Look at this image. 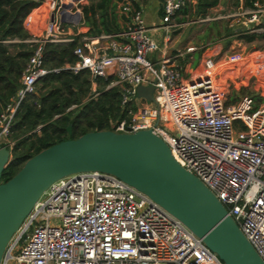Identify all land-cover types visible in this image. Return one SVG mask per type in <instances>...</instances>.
Returning a JSON list of instances; mask_svg holds the SVG:
<instances>
[{
    "label": "built area",
    "instance_id": "1",
    "mask_svg": "<svg viewBox=\"0 0 264 264\" xmlns=\"http://www.w3.org/2000/svg\"><path fill=\"white\" fill-rule=\"evenodd\" d=\"M34 1L46 9L41 35L1 40L29 43L31 52L15 97L0 112V144L12 147L10 127L20 101L51 70L43 64L44 44L78 36L76 61L64 68L88 70L93 85L97 77L111 76L106 87L122 90L127 114L108 129L149 128L159 135L175 160L222 202L264 261V102L232 93L238 79L219 73L212 49L188 75L178 60L197 47L166 52L173 18L186 0H160L161 23L154 29L162 30V44L150 34L141 8L129 2L121 7L130 18L125 28L90 35L83 14L88 0ZM226 16L238 17L243 34L264 32V0L239 5ZM149 84L154 101L148 102L136 96V87ZM0 264L225 263L147 194L111 173L84 171L46 188L11 236Z\"/></svg>",
    "mask_w": 264,
    "mask_h": 264
},
{
    "label": "water",
    "instance_id": "2",
    "mask_svg": "<svg viewBox=\"0 0 264 264\" xmlns=\"http://www.w3.org/2000/svg\"><path fill=\"white\" fill-rule=\"evenodd\" d=\"M153 92L152 84L136 87V96L148 102L154 101ZM10 156V147L0 144V261L11 236L52 182L72 173L100 171L147 194L202 238L225 264H264L222 202L175 160L167 143L149 128L95 129L60 140L2 179Z\"/></svg>",
    "mask_w": 264,
    "mask_h": 264
},
{
    "label": "trees",
    "instance_id": "3",
    "mask_svg": "<svg viewBox=\"0 0 264 264\" xmlns=\"http://www.w3.org/2000/svg\"><path fill=\"white\" fill-rule=\"evenodd\" d=\"M119 1L123 0H90L85 4V33L96 35L103 31H117L113 29L109 13ZM193 1L194 11L200 16H205L219 3V0ZM253 1L256 0L232 2L237 8L239 5L250 6ZM182 11L184 13L186 9ZM45 19V7L34 0H0V112L15 97L21 71L31 52V46L23 41L4 43L1 40L40 36ZM78 38L76 36L67 43L44 44L43 64L51 70L38 80L35 92L20 101L13 115L9 135L13 141L11 156L1 173L2 179L11 176L39 150L86 131L108 129L111 123L126 116L121 87H106L111 76L94 79L96 87L93 90L88 70L72 72L64 68L76 61L73 48ZM241 38L246 42L264 40V32L241 34ZM13 45L17 49L12 51L10 47Z\"/></svg>",
    "mask_w": 264,
    "mask_h": 264
},
{
    "label": "rangeland",
    "instance_id": "4",
    "mask_svg": "<svg viewBox=\"0 0 264 264\" xmlns=\"http://www.w3.org/2000/svg\"><path fill=\"white\" fill-rule=\"evenodd\" d=\"M147 1L123 0L117 3L116 8L120 9L126 2L145 4ZM232 1L220 0L205 16H200L194 11L195 1L186 0L173 18L174 26L166 43L167 50L185 48L191 44L197 47L184 60L186 66L183 71L185 69V75H188L199 65L204 52L212 49L219 73H227L238 79V84L233 88L232 93L235 94L237 91L253 94L261 97L260 101L264 102V40L246 42L241 38L243 33L240 31L241 22L238 17L226 16L237 9ZM184 9L186 12L183 13ZM160 19L155 23H160ZM144 23L145 25L147 23L145 19ZM146 27L150 26L146 25ZM161 33L162 30L151 33L160 44H162ZM25 44L29 46V43ZM10 49L13 51L17 47L13 45Z\"/></svg>",
    "mask_w": 264,
    "mask_h": 264
},
{
    "label": "crops",
    "instance_id": "5",
    "mask_svg": "<svg viewBox=\"0 0 264 264\" xmlns=\"http://www.w3.org/2000/svg\"><path fill=\"white\" fill-rule=\"evenodd\" d=\"M131 4H133L134 7H140L141 8L142 13H143V19L146 20V22H147L146 25L150 26L148 28V30L151 33H155V31H160V30L154 29L155 26H158L161 23V20H160V23H157V24L155 23V22H157V19H160V17H161V3H160V0H148L145 4L131 2ZM116 7H118L117 4H116L114 9L110 10L112 12L109 13V18L112 20L113 29L114 30H120V29H123L126 26V24H127V22L129 21L130 18H129V16L127 14H125L122 11L121 8L119 9V8H116ZM85 25L87 27L86 21H85ZM161 35H162V33H161ZM160 39H162L161 36H160ZM174 49L175 48H173L172 50H174ZM170 51H171V49L166 50L167 53H170ZM188 55L189 54H186L185 57H183L182 59L178 60V63L181 65L182 68H184L186 66V64H185L186 61H184V60L186 59V57ZM95 87H96V84L95 85L92 84V89L93 90L95 89Z\"/></svg>",
    "mask_w": 264,
    "mask_h": 264
}]
</instances>
